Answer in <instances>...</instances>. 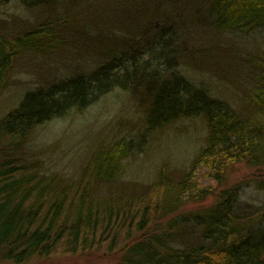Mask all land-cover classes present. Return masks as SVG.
<instances>
[{"label": "trees", "instance_id": "trees-1", "mask_svg": "<svg viewBox=\"0 0 264 264\" xmlns=\"http://www.w3.org/2000/svg\"><path fill=\"white\" fill-rule=\"evenodd\" d=\"M100 1L0 0V8L11 3L18 11L0 15V93L19 54L70 44L110 49V37L121 35L95 65L28 89L0 118V259L22 264L104 248L118 255L114 264H264V180L258 204L241 201L238 185L215 192L199 181L221 182L234 162L264 164V47L248 62L244 84L224 96L214 69L188 49L197 28L260 34L264 43V0H196L192 21L173 6L161 24L134 32L95 21ZM114 91L140 116L126 134L94 145L76 177L43 172L41 160L22 150L33 127ZM193 118L204 126L202 145L179 175L161 165L129 193L102 190L158 132ZM211 195L206 206L180 210Z\"/></svg>", "mask_w": 264, "mask_h": 264}, {"label": "rangeland", "instance_id": "rangeland-1", "mask_svg": "<svg viewBox=\"0 0 264 264\" xmlns=\"http://www.w3.org/2000/svg\"><path fill=\"white\" fill-rule=\"evenodd\" d=\"M195 1L101 0L97 2V6H94L97 15L95 21L99 18L102 19L101 22L105 21L106 25L110 24L106 29L118 27L134 32L148 26L150 22L161 24L170 13L167 8L173 6L183 11L185 16L190 17L186 19L192 21L191 3H196ZM17 12L11 3L0 8V15L4 17ZM21 16L25 17V14L22 13ZM95 21L91 22L94 24ZM195 30L194 38L197 43L189 45L188 49L194 56L200 57L204 67L214 69L212 71L218 75L217 80L220 81L213 80L214 88L217 90L226 86V89L221 90L223 95L229 92L228 90H232L230 87L243 85L246 67L253 59V54L263 50L264 43L260 34L244 37L230 32H205L198 28ZM64 35L73 38L69 34L64 33ZM120 36L116 34L115 37H110V49L116 41L121 40ZM97 45L90 48V45L86 47L70 44L46 55L41 52L17 55L8 80L0 93V118L19 103L28 89L43 85L54 78L69 75L75 70H86L91 64L95 65L94 58L101 59L102 55L110 50L103 48L104 44ZM76 51L81 54H74ZM191 74L195 77L198 75L196 72ZM139 116L138 110L127 95L114 91L101 96L82 112L66 113L33 127L25 140L26 143H23L22 150L41 160L43 172H56L65 179L74 178L88 161V154L94 145L111 137L126 134ZM203 134V124L194 118L171 124L161 133L156 134V139L146 148V154L142 155L139 161L133 162L132 166L128 165L113 186L102 190L114 189L118 193H129V189H133V186L139 187L153 179L161 165L171 174L179 175L188 167L191 158L201 147ZM261 180H264V164L252 165L245 160L228 165L219 183L210 178L199 179L201 184L215 186V192L227 186L238 185L240 200L253 204H258L261 198L262 193L257 187ZM214 198L211 195L200 202L183 203L180 205V210L188 211L206 206ZM117 256L114 251L108 252L100 248L83 254L54 255L45 259H34L22 264H114ZM0 264L15 263L0 259Z\"/></svg>", "mask_w": 264, "mask_h": 264}]
</instances>
